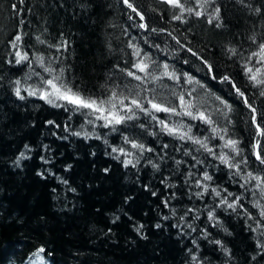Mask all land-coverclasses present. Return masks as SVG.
<instances>
[{"label":"trees","instance_id":"trees-1","mask_svg":"<svg viewBox=\"0 0 264 264\" xmlns=\"http://www.w3.org/2000/svg\"><path fill=\"white\" fill-rule=\"evenodd\" d=\"M130 3L145 16L144 21L123 0H0V264H39L33 254L40 248L45 249L40 254L43 264H264V248L258 247V242L264 244V227L257 226L261 218L259 209L253 207L256 200L264 205V199L248 190L254 182L240 188V175L203 149L197 151L198 145L161 132L156 121L138 110V119L116 125L115 131L101 127L103 121H96L93 129L79 112L53 107L24 91L40 82L33 72L47 74L34 59L31 68L27 62L15 63L16 49L10 41L17 34L22 36L21 52H28L30 59L42 54L46 64L52 60L57 70L63 67L66 80L86 96L106 97V89L118 85V92L127 94L133 88L142 100L155 95L157 102L178 105L171 91H183L185 100L191 99L197 108L211 113L219 127H227L228 136L240 141L242 153L236 160H248L241 165V175L248 171L264 175V165L252 151L251 112L231 83L221 82L225 74L231 77L258 109V122L264 126V115H260L264 97L249 84L241 67L256 50L249 37L255 35L257 42L264 39V0H216L207 12L220 7L221 27H216L215 20L209 24L207 15L197 18L185 13L186 23L172 20L179 9H171L161 0ZM187 6L195 7L194 0H187ZM142 22L147 30L139 28ZM153 28L157 31L152 32ZM36 36L45 43H39ZM64 41L66 48L49 47ZM130 41L154 61L174 68L181 76L179 85L166 77L140 84L124 75L120 69L130 68L134 59L127 46ZM231 47L238 55L229 58ZM188 48L211 64L214 72ZM184 73L199 84H186ZM17 79L23 100L13 91ZM192 89L189 97L187 92ZM216 97L231 105V124L217 111L223 106ZM144 106L149 107L146 101ZM177 111L181 109L177 107ZM154 115L170 124L183 121L191 125L193 135L209 137V147L221 151L222 141L213 138L209 126L200 120L164 112ZM81 125L93 133L91 138L71 134L81 131ZM125 136L154 149L144 152L136 167L125 168L121 163L125 157L117 160L112 153L113 147L137 152L124 143ZM165 144L167 148H163ZM21 152L29 158L17 166ZM193 156L203 163L196 164ZM149 160L159 167L153 168ZM176 160L182 163L177 165ZM205 170L213 177L206 183L242 195L243 209L233 212L216 207L218 198L210 192L196 197L201 189L194 186L195 180ZM189 172L194 173L191 178ZM222 195L226 193L222 191ZM244 209L254 219H248ZM209 210L215 211L219 221L215 226L207 218ZM141 224L144 227L138 233ZM157 224L161 226L157 228ZM177 224L184 227L173 226ZM194 254L196 262L191 259Z\"/></svg>","mask_w":264,"mask_h":264},{"label":"snow or ice","instance_id":"snow-or-ice-1","mask_svg":"<svg viewBox=\"0 0 264 264\" xmlns=\"http://www.w3.org/2000/svg\"><path fill=\"white\" fill-rule=\"evenodd\" d=\"M22 2V0H21ZM162 3L168 5L171 9H179V14H174L171 18L172 20L181 21L182 23H186L184 19V14L187 13L189 15H194L199 18L207 15L208 23L212 24L213 21H218L216 23V27H221L220 21V7L216 6L214 10L209 13L207 12V7L211 4H215L216 0H194L195 7L187 6V0H161ZM243 3V0H240ZM123 3L135 12L141 21L145 20V16L137 10L136 7L130 0H123ZM257 13L260 12V9H255ZM23 23V21H21ZM139 28L148 29V25L146 23H140ZM152 32H156L157 29H151ZM159 31H164V29H160ZM171 35V33H169ZM172 39L176 40L177 44H180V40L177 37L172 36ZM36 40L43 44L45 41L41 40L40 36H36ZM249 40L252 44L256 45V50L251 51L245 61L241 64L243 74L247 78L249 84L258 89V95L264 97V39L257 42V38L255 35L249 37ZM22 41V36L17 34L10 41L11 47L16 49L15 55V63L17 65H21L25 62L28 63V66L31 68L32 60L34 59L35 63L42 69L43 73L47 74V77L41 75L39 72H33L37 77L40 78V82L37 86H29L24 89L27 92L28 96H36L41 100H44L46 103L52 105L53 107H62L65 111L71 112H79L85 117V124H89L93 126V129L96 127V121H103L100 125L101 127L111 128L113 131L116 130V125H120L125 123L126 121H131L134 119H138L137 112H143L145 115L149 116L152 120L156 121V123L160 126L161 132L172 136L180 141H190L191 143L198 145L200 149H203L209 155H212L215 159H218L221 164L225 165L230 172H234L236 175H240L243 183H240V188L245 189L248 184H253L252 189H248L252 192L253 196L257 194L261 199H264V175L253 174V172L248 171L241 175V165H246L248 163L247 157H242L240 160H236V157H241L242 150L239 147L240 141L237 139H233L228 136L227 127H219L217 122L213 120L212 114L208 113L206 110H200L196 107V105L192 102L191 99L185 100V93L181 91L180 93L171 91V95L176 97L179 101L178 105L166 104L163 101L157 102V98L155 95L152 98L145 97L143 100L140 98V92L134 90L133 88L127 89V94L123 91L118 92L116 89L119 87L118 85H114L113 87L107 88L109 95L106 97H93L84 95L78 87L74 88L72 83L65 78V69L63 67L57 70L52 66L53 61L49 60L46 64L45 57L42 54H34V57L30 59L28 52L20 51V42ZM128 48L132 49L131 55L134 58L131 63L130 68L120 69L121 72L124 73L127 77L132 78L135 81L140 82V84H145L147 82L156 83L161 81L163 78H168L173 81L176 85H179L181 76L176 73L174 68H170V65L167 62L158 63L154 61L152 57L148 53H144L141 48H139L136 44H133L131 41L128 43ZM49 47H56L59 50L60 47H67V42H62L61 45H49ZM155 47H159V45H155ZM182 47H184L182 45ZM187 51L191 52L193 55L198 54L193 52L191 48H188ZM230 53V57L237 56L238 52L235 47H231L228 49ZM202 62L207 67L210 73L214 72V69L211 64H209L202 57H199ZM253 60L255 63L253 64ZM11 63V61H9ZM251 65V66H250ZM142 74V75H141ZM184 77V81L186 84H199V81H196L192 76L187 73L182 74ZM30 78V77H28ZM215 79V76H213ZM221 82L231 83L232 88L235 90L236 94L243 99L245 106L251 112V124L254 127L253 139L254 143L252 144V151L255 159L259 161L261 165H264V145H261V138H264V126L260 122H258V109L253 106V103L250 102L243 91L232 81L231 77L227 74L222 76ZM15 87L13 89L14 94L18 99H25V96L21 95V81L19 79L14 81ZM104 87V86H102ZM203 87V85H201ZM139 88V85H137ZM154 92L155 89H152ZM191 91L187 92L189 97L192 96ZM216 99L223 106V109H217L218 112L223 115V117L227 120L228 124H231L232 121L228 118V114L231 112V105L227 103V101L221 99L220 97H216ZM128 101V103H125ZM145 101L149 105V107H145ZM72 106L69 108L68 106ZM177 107L181 109V111H177ZM164 112L169 115H183L191 118L192 120H200L202 123L209 126L210 132L213 134V138H218L222 141V144L219 145L221 151L216 153L213 147H209V137L205 136L203 138L197 137L192 134V126L185 125L183 121L177 122L175 124H170L165 120H160L154 113ZM260 115H264L261 113ZM49 124H53L54 121H48ZM141 128L144 127L143 124L140 125ZM81 131H74L71 134L76 136H83L84 138H91L93 133L87 131L84 128V125H81ZM68 131V128H65ZM151 135H155V133H150ZM97 139L100 137L96 135ZM125 144H129L131 149L137 150L136 153L130 152L126 150L124 147H113L112 153H115V159L119 160L121 156L125 157L121 161L125 168L132 166L136 167L139 163L140 157L143 156L144 152H152L154 149L147 147L143 143H139L136 140H130L128 137L123 138ZM105 143L107 141L105 140ZM47 147V146H45ZM168 145H163V148H167ZM25 149L30 151L31 149L25 145ZM223 149H228V152H224ZM185 155H191L190 151H185ZM131 157H135V160ZM29 157L25 154V152H21L17 157L15 163L19 166L21 160L28 159ZM43 159V157L41 158ZM193 160L196 161V164L203 163L201 160H197L196 157L193 156ZM47 162V161H45ZM148 163L152 164L153 168H158L159 166L153 163L151 160ZM175 163L177 165L181 164L182 161L176 160ZM195 167V165H193ZM194 173L189 172L188 177L191 178ZM213 180L212 175L208 173V171H203L198 179L195 180L194 186L201 191L195 193L197 198H201L205 194L209 192L213 195L214 198H218V203L216 207H225L226 209H231L233 212H236L237 209H243V204L240 203L242 199V195H235L232 192H228L227 189L221 190L218 186L212 187L210 183ZM163 182V181H162ZM222 191L226 193V195H222ZM156 193L154 192L153 195ZM232 199H229V198ZM164 206L169 207V201H162ZM253 207L259 209L260 220L256 221L258 227H264V205H261L259 200L254 201ZM173 215H175L176 210L174 208L171 209ZM187 211L191 212L192 209H188ZM244 212L248 219H254L251 213H248L246 209ZM168 216H164L163 219H168ZM195 218H199L198 216ZM207 218L210 222H213L214 226L216 223H219L215 216L214 210H209L207 212ZM118 219V217H117ZM181 221L184 220V216L179 217ZM161 225L157 224L156 227L159 228ZM174 227L182 228L184 225H173ZM188 228H191L192 231L196 229L191 225H186ZM144 226L141 224L136 228V231L139 233ZM255 231V229H252ZM205 235H207L205 233ZM195 243V241H193ZM216 244H220V241H215ZM222 246V245H221ZM258 247L264 248V244L258 242ZM45 249L40 248L33 255L39 261V264H43V258L40 256ZM189 251H191L189 249ZM227 253L228 250L224 249ZM193 262L198 260V257L194 254L191 257ZM36 264V261L33 262Z\"/></svg>","mask_w":264,"mask_h":264}]
</instances>
